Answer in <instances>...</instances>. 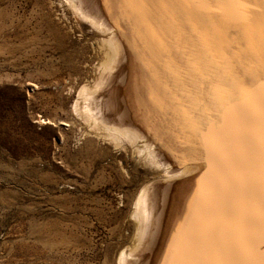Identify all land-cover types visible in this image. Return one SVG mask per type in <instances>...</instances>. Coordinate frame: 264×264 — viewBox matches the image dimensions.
<instances>
[{
  "label": "bare ground",
  "instance_id": "obj_1",
  "mask_svg": "<svg viewBox=\"0 0 264 264\" xmlns=\"http://www.w3.org/2000/svg\"><path fill=\"white\" fill-rule=\"evenodd\" d=\"M59 2L95 45L93 74L74 85L72 114L147 177L132 194L133 232L117 264H170L177 240L206 251L228 250L233 259L259 248L264 242L257 235L252 150L244 128L249 109L231 108L227 121L214 117L202 134L191 122L193 112L207 111L191 65L201 55L223 63L219 43L209 39L211 18L155 2L122 9L114 0ZM233 59L239 64L244 57L234 49ZM218 84L231 87L226 75ZM221 131L218 153L214 141Z\"/></svg>",
  "mask_w": 264,
  "mask_h": 264
},
{
  "label": "rangeland",
  "instance_id": "obj_2",
  "mask_svg": "<svg viewBox=\"0 0 264 264\" xmlns=\"http://www.w3.org/2000/svg\"><path fill=\"white\" fill-rule=\"evenodd\" d=\"M87 39L59 0H0V264H117L132 235L147 177L71 112Z\"/></svg>",
  "mask_w": 264,
  "mask_h": 264
},
{
  "label": "snow or ice",
  "instance_id": "obj_3",
  "mask_svg": "<svg viewBox=\"0 0 264 264\" xmlns=\"http://www.w3.org/2000/svg\"><path fill=\"white\" fill-rule=\"evenodd\" d=\"M151 2L164 7L194 8L211 18L214 32L209 34V39L219 43L218 54L223 63L214 56L201 55L199 62L191 65L197 77L196 88L207 108L203 115L193 112L191 122L193 130L202 134L201 130L206 124L211 125L214 117L227 121L231 108L249 109L244 128L252 150V199L256 207L257 235L264 242V0H114V6L122 9L135 3L150 7ZM234 49L244 57L239 64L233 59ZM225 75L231 87L221 89L218 81ZM224 95L230 99L225 101ZM214 144L218 153L221 152L223 131ZM170 255L173 257L170 264H264V243L259 248H249L242 258L233 259L229 258L233 253L228 250L206 251L177 240ZM202 255L214 258H194Z\"/></svg>",
  "mask_w": 264,
  "mask_h": 264
}]
</instances>
